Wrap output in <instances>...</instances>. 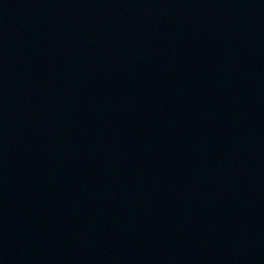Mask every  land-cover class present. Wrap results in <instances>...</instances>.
<instances>
[{"label": "water", "instance_id": "1", "mask_svg": "<svg viewBox=\"0 0 264 264\" xmlns=\"http://www.w3.org/2000/svg\"><path fill=\"white\" fill-rule=\"evenodd\" d=\"M0 264H264V0H0Z\"/></svg>", "mask_w": 264, "mask_h": 264}]
</instances>
